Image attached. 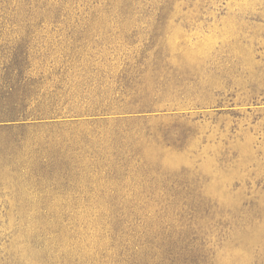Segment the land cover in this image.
I'll list each match as a JSON object with an SVG mask.
<instances>
[{
  "label": "rangeland",
  "instance_id": "rangeland-1",
  "mask_svg": "<svg viewBox=\"0 0 264 264\" xmlns=\"http://www.w3.org/2000/svg\"><path fill=\"white\" fill-rule=\"evenodd\" d=\"M0 264H264V0H0Z\"/></svg>",
  "mask_w": 264,
  "mask_h": 264
}]
</instances>
